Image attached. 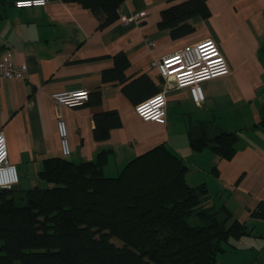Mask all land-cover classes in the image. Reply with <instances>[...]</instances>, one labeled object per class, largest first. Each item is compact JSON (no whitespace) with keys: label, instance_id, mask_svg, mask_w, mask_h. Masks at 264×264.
I'll list each match as a JSON object with an SVG mask.
<instances>
[{"label":"crops","instance_id":"crops-1","mask_svg":"<svg viewBox=\"0 0 264 264\" xmlns=\"http://www.w3.org/2000/svg\"><path fill=\"white\" fill-rule=\"evenodd\" d=\"M15 1L0 0V59L10 54L28 66L26 79L0 83V132L20 177L14 193L51 187L42 172L50 160L65 158L57 133L61 116L71 163L95 164L107 178L148 154L177 158L188 185H205L210 203L251 233L224 244L217 264L238 255L236 264H249L248 250L258 251L255 263L264 264V220L252 216L264 201V128L257 126L264 115V0H207L205 16L174 28L161 23L190 8L191 0H122L107 26L77 2L18 9ZM140 12L138 23L121 21ZM184 25L191 30L176 34ZM205 39L217 42L230 73L204 81L205 100L198 103L192 87L176 89L151 64ZM84 89L89 99L80 107H61L53 98ZM164 89L166 125L143 121L135 105ZM221 133L238 136L232 156L211 144L196 147Z\"/></svg>","mask_w":264,"mask_h":264},{"label":"trees","instance_id":"trees-1","mask_svg":"<svg viewBox=\"0 0 264 264\" xmlns=\"http://www.w3.org/2000/svg\"><path fill=\"white\" fill-rule=\"evenodd\" d=\"M62 1L92 10L103 26L118 17L122 2ZM206 1L191 0L190 8L161 26L205 16ZM190 30L184 25L176 34ZM257 126L264 128V115ZM237 140L236 134L221 133L196 147L211 144L230 157ZM42 178L51 187L26 193L24 205L9 198L13 190L0 189V264H217L225 243L251 234L230 211L210 203L205 185H188L182 163L168 154H148L117 178L105 177L95 164L54 159ZM252 216L264 220V201Z\"/></svg>","mask_w":264,"mask_h":264},{"label":"built area","instance_id":"built-area-1","mask_svg":"<svg viewBox=\"0 0 264 264\" xmlns=\"http://www.w3.org/2000/svg\"><path fill=\"white\" fill-rule=\"evenodd\" d=\"M47 0H17L14 6L18 9L43 7ZM144 13H134L122 16L121 21L126 24L138 23L143 19ZM157 68L165 81H173L176 89L192 87L195 91L196 101L201 103L205 95L201 84L209 79L223 77L230 73V66L224 57L217 42L205 39L195 44L169 54L151 64ZM28 66L18 64L8 54L5 59H0V83L3 80L26 79ZM167 89L135 105V113L143 121L166 125L167 122ZM55 102L61 107L76 108L84 105L89 99L87 90H70L53 94ZM57 133L60 139L61 151L64 157L71 153L69 131L65 120L59 116L57 120ZM15 177V179H13ZM20 181L16 165L9 160L7 139L0 132V189H10Z\"/></svg>","mask_w":264,"mask_h":264},{"label":"rangeland","instance_id":"rangeland-1","mask_svg":"<svg viewBox=\"0 0 264 264\" xmlns=\"http://www.w3.org/2000/svg\"><path fill=\"white\" fill-rule=\"evenodd\" d=\"M9 198L12 199L15 203H17L19 205H24L29 200V196L26 194L25 195H17L14 193V194H11L9 196ZM113 242L116 245L121 246V243L119 241H117L116 239H114ZM249 251H251V252H249ZM259 251H261V250H259ZM244 254H245L244 260L251 259V257H252V260L249 264H256L255 259L259 256L258 251L253 252V250H248V251H245ZM241 258H242L241 255L231 257L229 259V261H226L224 264H236L237 262H239L241 260ZM260 260H262V258H260Z\"/></svg>","mask_w":264,"mask_h":264},{"label":"water","instance_id":"water-1","mask_svg":"<svg viewBox=\"0 0 264 264\" xmlns=\"http://www.w3.org/2000/svg\"><path fill=\"white\" fill-rule=\"evenodd\" d=\"M64 160L67 161V162H71L70 157H65ZM10 189H11V190H15V189H17V185L11 187ZM10 189H9V190H10ZM4 190H8V189H4Z\"/></svg>","mask_w":264,"mask_h":264},{"label":"clouds","instance_id":"clouds-1","mask_svg":"<svg viewBox=\"0 0 264 264\" xmlns=\"http://www.w3.org/2000/svg\"><path fill=\"white\" fill-rule=\"evenodd\" d=\"M13 179H15V177H13Z\"/></svg>","mask_w":264,"mask_h":264}]
</instances>
